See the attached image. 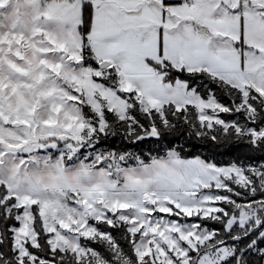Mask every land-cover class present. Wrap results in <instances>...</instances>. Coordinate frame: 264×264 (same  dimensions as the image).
Wrapping results in <instances>:
<instances>
[{"label": "snow or ice", "instance_id": "snow-or-ice-1", "mask_svg": "<svg viewBox=\"0 0 264 264\" xmlns=\"http://www.w3.org/2000/svg\"><path fill=\"white\" fill-rule=\"evenodd\" d=\"M0 264H264V0H0Z\"/></svg>", "mask_w": 264, "mask_h": 264}, {"label": "trees", "instance_id": "trees-1", "mask_svg": "<svg viewBox=\"0 0 264 264\" xmlns=\"http://www.w3.org/2000/svg\"><path fill=\"white\" fill-rule=\"evenodd\" d=\"M225 99H227L225 97ZM221 116L226 118L227 114H221ZM174 140L173 146L183 145L184 146V155L187 158H193L195 156H200L201 158L213 157L214 161L221 166H227L229 163L233 162L236 158L235 153L226 152L223 149L214 147L211 143H203L200 139H192L187 137L186 135L179 138H170ZM168 141H165V145ZM99 148H104L107 150H124L127 149L130 152L139 153L142 155L144 159H149V154L156 155H164V151L155 143H143L142 146L138 147L136 144L129 143L128 141H122L119 138H111L107 141H101L98 145ZM259 163V161H257ZM195 219V218H193ZM205 227L212 229L218 227V225L211 220L203 221ZM103 227V226H101ZM97 248V250H102V246L93 245Z\"/></svg>", "mask_w": 264, "mask_h": 264}, {"label": "rangeland", "instance_id": "rangeland-1", "mask_svg": "<svg viewBox=\"0 0 264 264\" xmlns=\"http://www.w3.org/2000/svg\"><path fill=\"white\" fill-rule=\"evenodd\" d=\"M102 151H107V149H104V148H100ZM139 154V153H138ZM143 158V157H142Z\"/></svg>", "mask_w": 264, "mask_h": 264}]
</instances>
